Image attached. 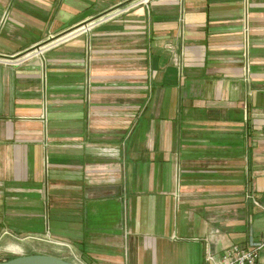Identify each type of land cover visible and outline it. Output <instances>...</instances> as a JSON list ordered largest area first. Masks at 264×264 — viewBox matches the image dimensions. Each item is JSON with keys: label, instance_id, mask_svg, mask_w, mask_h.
<instances>
[{"label": "crops", "instance_id": "obj_1", "mask_svg": "<svg viewBox=\"0 0 264 264\" xmlns=\"http://www.w3.org/2000/svg\"><path fill=\"white\" fill-rule=\"evenodd\" d=\"M128 1L0 0L1 250L203 264L264 238V0H149L3 62Z\"/></svg>", "mask_w": 264, "mask_h": 264}, {"label": "built area", "instance_id": "obj_2", "mask_svg": "<svg viewBox=\"0 0 264 264\" xmlns=\"http://www.w3.org/2000/svg\"><path fill=\"white\" fill-rule=\"evenodd\" d=\"M148 1L149 0H132L125 7L113 8L112 11L105 12L100 14L98 17L89 19L81 26L72 29L69 32L62 33L55 38L42 42L40 45L26 51V54H23L22 56H14L3 62L11 65L12 63L24 61L26 58L31 56H40L43 52H45V50L50 49L61 42L69 40L74 36L85 34L95 26L99 25V23L107 21L116 15L127 12L132 7ZM244 30L247 31L246 25L244 26ZM254 202L257 203L256 201ZM262 248H264V238L250 239L245 245L232 244L219 252H212L210 249L206 248L203 253V264H256L260 254L259 251Z\"/></svg>", "mask_w": 264, "mask_h": 264}, {"label": "rangeland", "instance_id": "obj_3", "mask_svg": "<svg viewBox=\"0 0 264 264\" xmlns=\"http://www.w3.org/2000/svg\"><path fill=\"white\" fill-rule=\"evenodd\" d=\"M130 1L132 0H129L128 3ZM116 8H120V6ZM112 10H109V11H112ZM23 242L25 243H23L21 250L9 251V250H3V249L1 250L0 248L1 250L0 251V261L6 259L7 257L11 258L19 254H32L34 252H46L47 251L46 253L58 256L60 258L62 257V258L71 260L73 262H77L79 264H85V262L82 259H80L79 257H75L72 254L68 246L58 245V243H53V241L50 240L49 238H46V239L31 238Z\"/></svg>", "mask_w": 264, "mask_h": 264}, {"label": "water", "instance_id": "obj_4", "mask_svg": "<svg viewBox=\"0 0 264 264\" xmlns=\"http://www.w3.org/2000/svg\"><path fill=\"white\" fill-rule=\"evenodd\" d=\"M0 264H79L49 253L19 254L0 261Z\"/></svg>", "mask_w": 264, "mask_h": 264}, {"label": "flooded vegetation", "instance_id": "obj_5", "mask_svg": "<svg viewBox=\"0 0 264 264\" xmlns=\"http://www.w3.org/2000/svg\"><path fill=\"white\" fill-rule=\"evenodd\" d=\"M85 22H86V21H85ZM82 24H84V23H82ZM82 24H79L78 26H75V27H73V28H70V30L75 29V28L81 26ZM70 30H69V31H70ZM69 31H67V32H69ZM30 50H31V49H30Z\"/></svg>", "mask_w": 264, "mask_h": 264}, {"label": "trees", "instance_id": "obj_6", "mask_svg": "<svg viewBox=\"0 0 264 264\" xmlns=\"http://www.w3.org/2000/svg\"><path fill=\"white\" fill-rule=\"evenodd\" d=\"M7 258H10V257H7Z\"/></svg>", "mask_w": 264, "mask_h": 264}]
</instances>
